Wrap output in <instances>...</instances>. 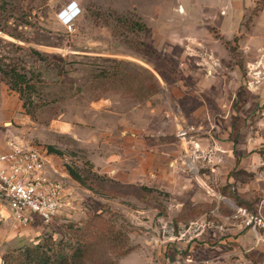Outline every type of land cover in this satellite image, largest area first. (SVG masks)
Instances as JSON below:
<instances>
[{
	"label": "rangeland",
	"instance_id": "obj_1",
	"mask_svg": "<svg viewBox=\"0 0 264 264\" xmlns=\"http://www.w3.org/2000/svg\"><path fill=\"white\" fill-rule=\"evenodd\" d=\"M188 1L0 0V64L15 66L27 84L17 92L0 80V135L38 150L67 173L57 178L73 201V211L50 225L0 222V264L20 263L38 244L50 250L51 237L55 244L69 242L96 212L113 232L96 236L67 264H264L254 252L260 226L246 225L261 209L238 206L219 192L214 141L227 135L223 124L210 122L229 100L221 95L238 85L249 92L250 119L264 116V46L244 52L240 45L264 27L258 21L264 8L254 11L264 0H252L242 34L230 41L206 19L209 4L195 2L188 16ZM73 6L80 13L64 24L60 17ZM211 36L216 56L230 53L227 66L212 70L224 73L212 84L213 96L205 82ZM259 37L264 45V34ZM172 88L186 115L172 114ZM69 168L84 181L73 179ZM64 253L73 254L67 247Z\"/></svg>",
	"mask_w": 264,
	"mask_h": 264
},
{
	"label": "crops",
	"instance_id": "obj_2",
	"mask_svg": "<svg viewBox=\"0 0 264 264\" xmlns=\"http://www.w3.org/2000/svg\"><path fill=\"white\" fill-rule=\"evenodd\" d=\"M206 5H210L211 9L209 13H206V19L211 21L215 25L219 26V34L226 41L232 40L236 35H239L241 23L245 17V14L248 9H252L254 6V2L252 0H201ZM195 2H200V0H189L188 1V16L192 15L193 4ZM182 6V5H180ZM183 7V6H182ZM184 8V7H183ZM220 9V11H218ZM180 12V11H179ZM191 12V13H190ZM184 15L187 13L184 9ZM221 19L218 21V18ZM258 21L260 24H264V10L259 13ZM263 22V23H262ZM264 26V25H263ZM264 30V27L261 28ZM260 28L254 29V33L248 35V40L242 41L240 45L241 49L245 52L246 49L248 51H258L259 47L264 46L261 43V37L259 35L264 34ZM188 31L187 34H190L189 38L193 39L194 36L191 33V30L185 28ZM186 31V32H187ZM242 34V32L240 33ZM213 36L209 38L208 46L206 47L207 51L212 53L210 59L206 58L205 62L209 65L208 67L212 70H216L217 67H225L229 63L230 60L228 55L230 53H223L224 56L218 57L214 54L215 50L218 49L216 44H213ZM264 40V38H263ZM213 45V46H212ZM222 45H220L221 47ZM219 50V49H218ZM225 50V48H224ZM226 51V50H225ZM248 53V52H247ZM249 55V56H248ZM248 58H250V52L248 53ZM254 61H257L254 60ZM248 63V62H247ZM210 72V75L207 74L205 77V82H211L210 86H207L208 90H206L207 94L214 95V91L216 86H213V83H217L221 80V74H213ZM238 78V72L235 73ZM221 82V81H220ZM240 85L236 87V90H240ZM236 91V92H225V94L221 95L226 100L236 99V107H234L232 100L229 103V100L226 102L225 107L218 113L219 119H216V116L211 117L212 112H208V115L213 119L210 121L212 124H217V121L224 125V130L226 131V139L223 137L220 141H214L216 156L220 163L218 179L221 181V192L222 188L227 187L226 191L229 190L224 196H228L230 192L235 193L242 201L249 204L251 209L253 208L255 211L261 209L262 216L264 218V116L263 117H253L250 119V115L253 112V107H248L245 105V96L249 95L248 91ZM170 98V104L172 105V114L177 115L180 112L184 113L182 108H180L177 91L175 89H171L168 92ZM255 99H258L257 96H252ZM102 101H97L96 105L101 104ZM231 104V105H230ZM101 107V106H100ZM99 107V108H100ZM205 115V112L201 113ZM184 115H186L184 113ZM236 117V118H235ZM183 119L188 121V117H184ZM214 122V123H213ZM217 126V125H216ZM218 128V126H217ZM230 136V137H229ZM11 139L8 136L0 135V152H5L8 150L7 141ZM34 149V148H33ZM263 152V153H261ZM48 159V158H47ZM49 160V159H48ZM50 161V160H49ZM51 162V161H50ZM53 167L54 163L51 162ZM232 171H244L246 173H250V177H245L243 174L230 176ZM59 174L61 178L68 177L67 173L59 170ZM231 190V191H230ZM222 194V193H221ZM259 231L261 232L262 242L258 244L256 250L254 252L258 255L257 257L264 256V227L260 226Z\"/></svg>",
	"mask_w": 264,
	"mask_h": 264
},
{
	"label": "built area",
	"instance_id": "obj_3",
	"mask_svg": "<svg viewBox=\"0 0 264 264\" xmlns=\"http://www.w3.org/2000/svg\"><path fill=\"white\" fill-rule=\"evenodd\" d=\"M68 10L73 11L71 16L60 17L64 24L80 13L74 6ZM187 133L180 129L178 135L186 137ZM7 146V151L0 152V222L13 218L22 227L50 225L64 212L73 211L72 193L42 153L13 139L7 141ZM250 224L264 227L263 216L248 215L246 225Z\"/></svg>",
	"mask_w": 264,
	"mask_h": 264
},
{
	"label": "trees",
	"instance_id": "obj_4",
	"mask_svg": "<svg viewBox=\"0 0 264 264\" xmlns=\"http://www.w3.org/2000/svg\"><path fill=\"white\" fill-rule=\"evenodd\" d=\"M264 8V4L262 6H256L254 11L259 12ZM0 31L2 29L0 28ZM11 37L17 38L18 36L12 33H7ZM37 55V52H35ZM9 78V79H8ZM15 80L13 83L12 81L9 80ZM25 76L22 74L18 73L15 66L11 65H5L2 66L0 64V80L4 81L6 85L9 86V89L21 92L19 89L22 84H25L24 86L26 87V83L24 81ZM22 97V94H21ZM26 101V100H25ZM26 104V103H25ZM51 152L55 151L52 147L49 148ZM57 152V151H55ZM59 153V152H58ZM69 174L73 177V179L77 181L83 182L84 180L81 178L80 174L75 172L74 170H71L70 168L68 169ZM243 174L245 177H250V173H246L244 171H232L230 173V176H236ZM227 187L222 188L221 193L222 195H225ZM229 196L236 201L238 206H243L247 209H251L249 204L246 202L242 201L235 193L230 192ZM74 225L68 226L71 230L73 229ZM113 232V227L109 223L108 220H106L102 214L99 213H94L91 215H88L87 220L83 223V225L76 230L72 231V234H70L69 237V242L63 243V242H58L55 244V241L53 237L49 238L46 240L47 242H50L52 246H50V250L48 249H42L41 245H36L34 246L33 249H27L24 253L23 259H21V262L18 264H67L66 261L72 258H77L80 256L79 252L83 248L84 245H87L90 243L96 236H101L102 238H107L111 233ZM56 246V247H55ZM69 248L72 251V256L67 255L64 253V248ZM51 253V254H48ZM54 262H50V261ZM8 259L6 258V262ZM56 261V262H55ZM252 264H258L255 262H252Z\"/></svg>",
	"mask_w": 264,
	"mask_h": 264
},
{
	"label": "bare ground",
	"instance_id": "obj_5",
	"mask_svg": "<svg viewBox=\"0 0 264 264\" xmlns=\"http://www.w3.org/2000/svg\"><path fill=\"white\" fill-rule=\"evenodd\" d=\"M184 11L183 7H182V12ZM73 13V11H72ZM68 9H65V13H63L64 15H68V16H71L72 14Z\"/></svg>",
	"mask_w": 264,
	"mask_h": 264
},
{
	"label": "water",
	"instance_id": "obj_6",
	"mask_svg": "<svg viewBox=\"0 0 264 264\" xmlns=\"http://www.w3.org/2000/svg\"><path fill=\"white\" fill-rule=\"evenodd\" d=\"M179 11L182 12V7L181 6H179Z\"/></svg>",
	"mask_w": 264,
	"mask_h": 264
}]
</instances>
